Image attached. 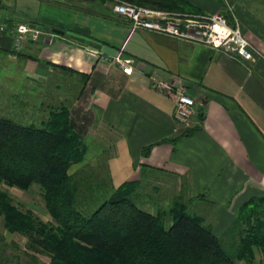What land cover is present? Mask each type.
<instances>
[{
	"label": "crops",
	"instance_id": "0c3cea01",
	"mask_svg": "<svg viewBox=\"0 0 264 264\" xmlns=\"http://www.w3.org/2000/svg\"><path fill=\"white\" fill-rule=\"evenodd\" d=\"M189 1L201 13L231 9L260 53L244 61L202 42L133 29L110 0L106 9L97 0H0V48L14 39L19 22L41 26L40 39L27 37L26 51L10 56L22 58L37 82L57 70L79 77L67 101L86 151L71 172L97 165L104 154L114 187L141 181L134 196L143 195L142 207L166 209L149 190L162 192L166 207L185 198L221 235L242 204L264 196V0ZM120 51L135 58L131 73L112 59ZM177 91L195 99L187 124L173 115ZM171 183L163 193L160 187ZM255 254L262 264L264 254Z\"/></svg>",
	"mask_w": 264,
	"mask_h": 264
},
{
	"label": "trees",
	"instance_id": "16d2710c",
	"mask_svg": "<svg viewBox=\"0 0 264 264\" xmlns=\"http://www.w3.org/2000/svg\"><path fill=\"white\" fill-rule=\"evenodd\" d=\"M97 1L106 9V0ZM110 1L114 8L118 0ZM124 1L201 13L189 0ZM18 52L9 55L18 57ZM69 102L48 103L47 110L43 103L45 117L28 122L0 114V183L23 190L38 185L50 214V220H43L0 188L3 225L26 237L27 254H47L46 264H238L242 259L252 263L256 248L264 254V196L242 204L218 235L206 214L185 198L177 197L165 210L153 213L140 205L142 194L134 196L140 180L114 187L106 170L96 169V164L71 172V166L83 160L86 145L74 126ZM4 253L0 264H11Z\"/></svg>",
	"mask_w": 264,
	"mask_h": 264
},
{
	"label": "rangeland",
	"instance_id": "374dc122",
	"mask_svg": "<svg viewBox=\"0 0 264 264\" xmlns=\"http://www.w3.org/2000/svg\"><path fill=\"white\" fill-rule=\"evenodd\" d=\"M226 11L224 12L223 10V13L234 21L235 15L231 9L227 8ZM29 38H31V35H29ZM25 42L20 44V52L26 51L24 49ZM12 50L19 51L15 37L6 48H0V114L23 122H28L31 119L39 120L45 117L44 112L47 110V106L45 105L53 102L58 104L59 101L66 103L67 99H71V95L79 90V77L76 74H66L61 70L48 73L45 78L41 77V79H38L39 82L34 80V78L31 79L32 77L30 78L25 71V61L22 58L13 59L10 57L9 52ZM18 55L20 56V54ZM98 162L95 168L99 170L105 169L104 154ZM171 186L172 183L168 186L169 188L161 186L160 189L165 193L173 187ZM150 187L149 185L148 189ZM0 188L8 191L14 201L23 209H32L43 220H50V214L47 211L38 185L34 184L30 189L23 190L17 186H8L0 183ZM149 191L154 194L157 193L160 196V199H158L160 206L166 208L167 202L164 199V194L160 191ZM94 193L97 195L96 189ZM144 206L147 207L148 205ZM163 207L162 209H164ZM25 244L26 237L5 228L3 218L0 216V254L1 252H5L4 254L12 259L11 264H46L49 262L50 257L43 252H37L36 255L31 257L30 254L26 253ZM256 252L258 257H262L261 251L256 250ZM259 261L263 260L259 259ZM237 263L257 264V261L255 262L254 260L252 263H249L242 259L238 260Z\"/></svg>",
	"mask_w": 264,
	"mask_h": 264
},
{
	"label": "built area",
	"instance_id": "2783aa9c",
	"mask_svg": "<svg viewBox=\"0 0 264 264\" xmlns=\"http://www.w3.org/2000/svg\"><path fill=\"white\" fill-rule=\"evenodd\" d=\"M64 1V0H59ZM114 10L131 19L132 28H147L176 37L208 44L214 48L236 55L241 60L250 61L255 57L257 48L243 34L239 23L233 22L223 13L188 14L165 9H156L130 1H119ZM1 29L4 26H0ZM16 45L20 49L29 35L33 40L41 38V30L26 22H19L16 27ZM112 59L120 65L125 73H131L135 58L122 51ZM170 88V87H169ZM195 99L185 91H177L174 102V118L187 124L194 114Z\"/></svg>",
	"mask_w": 264,
	"mask_h": 264
},
{
	"label": "water",
	"instance_id": "95a60500",
	"mask_svg": "<svg viewBox=\"0 0 264 264\" xmlns=\"http://www.w3.org/2000/svg\"><path fill=\"white\" fill-rule=\"evenodd\" d=\"M33 26V25H32ZM40 29L42 28L41 26L39 27ZM54 30L56 31V32H63L61 29H57V28H54ZM48 38H49V36H48Z\"/></svg>",
	"mask_w": 264,
	"mask_h": 264
}]
</instances>
